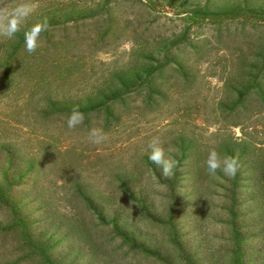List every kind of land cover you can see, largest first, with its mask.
<instances>
[{
	"label": "rangeland",
	"instance_id": "374dc122",
	"mask_svg": "<svg viewBox=\"0 0 264 264\" xmlns=\"http://www.w3.org/2000/svg\"><path fill=\"white\" fill-rule=\"evenodd\" d=\"M34 2L37 51L0 37V264H264V0Z\"/></svg>",
	"mask_w": 264,
	"mask_h": 264
},
{
	"label": "clouds",
	"instance_id": "9594fccd",
	"mask_svg": "<svg viewBox=\"0 0 264 264\" xmlns=\"http://www.w3.org/2000/svg\"><path fill=\"white\" fill-rule=\"evenodd\" d=\"M36 9L37 4L34 0H22L16 4H13L11 0H0V37L12 40L23 30L25 51L29 54L35 53L40 47L42 34L49 30L46 17L25 30ZM85 119V113L78 105L74 106L67 118L68 129H76L84 123ZM109 138V134L100 127H92L87 136L88 142L95 145H101ZM148 148L150 150L148 159L160 169L164 178H172L179 167V161L171 156L173 149L165 148L160 137H153ZM205 164L209 175L222 172L229 178H235L241 168L238 157L222 154L215 148L209 151Z\"/></svg>",
	"mask_w": 264,
	"mask_h": 264
},
{
	"label": "trees",
	"instance_id": "16d2710c",
	"mask_svg": "<svg viewBox=\"0 0 264 264\" xmlns=\"http://www.w3.org/2000/svg\"><path fill=\"white\" fill-rule=\"evenodd\" d=\"M33 228H34V226H33V224H30V226H29V224L27 225V229L31 232L32 230H33ZM30 234V233H29ZM31 235V234H30ZM29 235V236H30ZM28 236V237H29ZM30 239H31V236H30ZM30 239H29V241H30ZM23 244H24V242H22Z\"/></svg>",
	"mask_w": 264,
	"mask_h": 264
}]
</instances>
